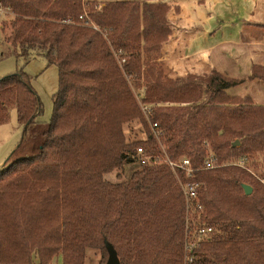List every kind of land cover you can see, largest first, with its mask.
<instances>
[{
	"label": "trees",
	"instance_id": "1",
	"mask_svg": "<svg viewBox=\"0 0 264 264\" xmlns=\"http://www.w3.org/2000/svg\"><path fill=\"white\" fill-rule=\"evenodd\" d=\"M166 1L0 0L16 57L41 56L58 74L38 152L0 169V264H83L105 243L120 264H264V106L229 95L241 81L215 71L185 81L142 73L141 35ZM130 80L146 83L150 125ZM248 80L264 82V67ZM11 110L24 130L42 113L22 70L0 79V125ZM132 122L145 137L126 143L122 126ZM160 146L194 173L172 171ZM137 148L159 164L140 165ZM208 155L217 167L204 170ZM260 158L258 180L233 165L257 169ZM128 165L119 182L104 179ZM184 182L198 185L201 211L187 210ZM201 226L212 228L202 239L193 234Z\"/></svg>",
	"mask_w": 264,
	"mask_h": 264
},
{
	"label": "crops",
	"instance_id": "2",
	"mask_svg": "<svg viewBox=\"0 0 264 264\" xmlns=\"http://www.w3.org/2000/svg\"><path fill=\"white\" fill-rule=\"evenodd\" d=\"M165 6L143 29L144 67L170 79L215 71L241 81L231 96L264 106V82L248 80L253 66L264 67V0H170Z\"/></svg>",
	"mask_w": 264,
	"mask_h": 264
},
{
	"label": "rangeland",
	"instance_id": "3",
	"mask_svg": "<svg viewBox=\"0 0 264 264\" xmlns=\"http://www.w3.org/2000/svg\"><path fill=\"white\" fill-rule=\"evenodd\" d=\"M166 10L163 9V12ZM11 17L9 15H4L0 23L2 29L0 31V79L13 74L19 70L25 72L31 78V86L35 90L41 105L42 113L37 118L36 123L29 126L27 130H24L16 121L15 111H10L8 121L0 125V169L4 165L7 166L13 161L22 159L25 157H30L38 152L42 141V133L47 129L49 120L52 114V95L57 89L58 74L55 66H48L45 63L44 58L41 56H31L28 63L20 57H16L14 54V47L10 45L7 41L8 34L11 31L10 23ZM144 31L141 35V51L148 56L149 47L144 44ZM146 49V50H145ZM154 51L158 52V48H153ZM3 55V56H2ZM154 68L153 66L149 65ZM142 73L152 75L153 77H159L154 68H145L142 63ZM190 77V76H189ZM188 78V77H187ZM185 79H171V80H183ZM193 78V77H191ZM170 78L162 77V80H169ZM130 86L132 93L135 95L136 101L139 107L147 106V103L143 105L142 99L145 97L146 83L139 80H130ZM241 90V89H240ZM256 91V89H254ZM228 94L232 95L236 90H227ZM206 97V95H204ZM239 97V96H238ZM200 103V102H199ZM155 105V104H154ZM162 104H160L161 106ZM149 107V106H148ZM153 107H158L155 105ZM139 108V109H140ZM141 115L147 120L150 125V119L147 118L142 110L140 109ZM138 125L137 122H132L122 126L123 136L126 143H131L135 141H142L145 137L144 129ZM161 154L163 160L167 159V154L164 152V148L160 146ZM166 154V155H165ZM179 160V158L177 159ZM234 161V160H232ZM231 161V162H232ZM235 162V161H234ZM138 165V163H137ZM263 166V160L260 158L258 163V168L255 169L253 166L245 165L244 171L252 176L253 179L258 180L261 175ZM134 166H126L125 172L122 178H117V173L112 172L104 175V179L108 182L115 183L119 182L120 179H124L132 173ZM123 173V172H122ZM179 182V181H177ZM107 260L106 252H101L100 250L87 249L85 251V258L83 264H105ZM36 264V260H34ZM54 264H61V259L58 257Z\"/></svg>",
	"mask_w": 264,
	"mask_h": 264
},
{
	"label": "built area",
	"instance_id": "4",
	"mask_svg": "<svg viewBox=\"0 0 264 264\" xmlns=\"http://www.w3.org/2000/svg\"><path fill=\"white\" fill-rule=\"evenodd\" d=\"M6 10L7 9H4L3 7L0 6V20H1V17L6 14L5 13V12H7ZM141 110L144 114H149L150 107L145 105V106H142ZM152 128L153 129L156 128V124H154L152 126ZM136 151H137V155L139 157L140 165L150 164V162L153 165L159 164L157 158L150 159L147 156H145L143 154L142 148H137ZM164 163L172 171H174V172L178 171L182 175H184L185 177H190L195 171L194 169L191 168L190 161L187 158H182V159H179L177 161L165 159ZM233 165L237 166L239 168L245 169V164H244V161H242V160L239 161L238 163H233ZM215 167H217V165L215 163L213 155H208L207 158L205 159V161L203 162V169L204 170H210V169H213ZM260 183L264 185V178H262L260 180ZM180 188H181L183 197H184L185 202H186L187 210L195 208V210L201 211V206L199 205V203L197 201L198 185L196 183H193V182H184V183H180ZM192 205H193V207H192ZM186 231L191 236V231H189L188 229H186ZM211 231H212L211 227L201 226V227H197L193 231V234L196 237L202 239V238H205L206 236H208L211 233ZM192 245L193 244L191 242H188V244L185 246V249L188 251ZM186 261H190V259L187 257Z\"/></svg>",
	"mask_w": 264,
	"mask_h": 264
},
{
	"label": "water",
	"instance_id": "5",
	"mask_svg": "<svg viewBox=\"0 0 264 264\" xmlns=\"http://www.w3.org/2000/svg\"><path fill=\"white\" fill-rule=\"evenodd\" d=\"M238 144H239L238 141H235L233 143V146H237ZM241 189L246 196L250 195L252 192L251 187L246 184H242ZM104 246L107 253V260L105 264H120L117 253L114 250V248L111 246V244L105 243Z\"/></svg>",
	"mask_w": 264,
	"mask_h": 264
}]
</instances>
